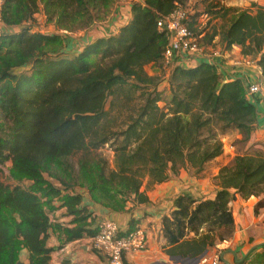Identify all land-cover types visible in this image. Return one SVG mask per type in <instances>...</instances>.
<instances>
[{"label": "trees", "instance_id": "trees-1", "mask_svg": "<svg viewBox=\"0 0 264 264\" xmlns=\"http://www.w3.org/2000/svg\"><path fill=\"white\" fill-rule=\"evenodd\" d=\"M119 1L4 0L0 172L11 162V178L26 184L0 182V264H20L24 251L29 264H50L54 250L47 242L55 230L67 241L92 237L94 219L78 189L114 212L126 211L129 202L148 204L146 184L151 189L182 171L201 175L233 133L241 139L232 146L246 147L220 169L215 197L180 194L162 220V235L168 246L189 256L208 253L234 236L235 195L245 200L264 195V153L251 142L257 109L247 87L239 80L224 83L212 64H163L168 40L157 21L190 0L132 2L131 19L115 34L66 49L68 33L95 26ZM40 12L65 36L35 31ZM202 16L217 23L201 25ZM189 17L204 49L217 39L223 51L238 46L264 76V6L212 3ZM149 66L159 72L150 75ZM106 147L114 154L113 168L100 153ZM77 155L75 174L71 160ZM263 206L259 202L256 212ZM59 210L72 217L64 226L50 217ZM135 225L123 234L139 229ZM250 264H264V246Z\"/></svg>", "mask_w": 264, "mask_h": 264}, {"label": "crops", "instance_id": "crops-1", "mask_svg": "<svg viewBox=\"0 0 264 264\" xmlns=\"http://www.w3.org/2000/svg\"><path fill=\"white\" fill-rule=\"evenodd\" d=\"M138 1L134 0V2ZM222 3H225L224 5L227 7L238 8H244L245 4L237 0L222 1ZM130 6L131 3L126 4L125 7L117 6L107 29L93 26L89 33L82 35V39L66 37V49L76 51L98 38L115 34L119 27L127 24L131 19ZM202 62L216 66L224 83L239 80L248 88L264 79L262 71L253 59L242 56L240 47L234 46L231 50L223 51L218 39L215 40L214 46L209 47L206 54L201 57L198 56L194 59L187 53H175L172 61L173 67L182 68L196 67ZM149 69L153 71L149 72ZM147 72L150 75H155L159 71L155 66H149ZM167 88L166 80L162 83L160 90H167ZM249 100L257 109V122L251 142L256 144V149L264 153V100L261 95L249 97ZM233 138L239 140L241 136L233 133L231 136L225 137L223 139L224 153L207 164L201 175L194 176L189 171H182L179 176L172 177L168 182L154 188L147 189L146 184L143 191H145L149 203L138 205L129 202L124 212H114L95 204L85 190L78 189L77 192L83 196V206H87L88 213H91L94 219L91 229L95 230L101 219H110L118 225L122 234L130 229L133 222L136 227L146 232V250L125 255L123 264H197L198 259L210 254L215 249L194 257L189 256L178 246H168L162 235V220L165 216H170L175 199L182 193H188L197 199H213L215 197L218 189L216 178L220 169L230 165L237 154L236 148L232 146ZM259 202L264 203V195L248 200L238 194L235 195L231 202L236 226L234 236L216 247V250L220 252L222 264H249L264 246V206L256 212ZM54 214L50 215L51 219L53 220L55 216L59 220H53V223H59L61 226L68 224L72 219V217L64 216L66 210H59ZM90 238L91 236L85 235L82 239L67 241L62 231L51 232L47 242L48 247L54 250L51 254L50 264H110L106 258L91 248ZM24 255L26 263L29 264L27 252L24 251L22 257Z\"/></svg>", "mask_w": 264, "mask_h": 264}, {"label": "built area", "instance_id": "built-area-1", "mask_svg": "<svg viewBox=\"0 0 264 264\" xmlns=\"http://www.w3.org/2000/svg\"><path fill=\"white\" fill-rule=\"evenodd\" d=\"M3 5L4 1L0 0V37L2 36L3 24ZM190 11L186 6L177 4L172 13L168 16L160 17L157 21L158 31L167 37L168 44L163 53V64L169 67L172 64L175 53H187L196 57L206 54L197 38L192 34L189 28ZM209 20L208 16H202L203 20ZM44 33L43 29H36ZM48 34V33H44ZM260 69V68H259ZM261 70V69H260ZM248 97L261 95L264 100V79L247 88ZM96 232L90 238L91 248L99 255L106 258L110 264H123V258L127 254L140 253L147 248L146 232L139 228L126 234H122L118 225L110 219H101L96 225ZM197 264H222L220 254L202 256Z\"/></svg>", "mask_w": 264, "mask_h": 264}, {"label": "rangeland", "instance_id": "rangeland-1", "mask_svg": "<svg viewBox=\"0 0 264 264\" xmlns=\"http://www.w3.org/2000/svg\"><path fill=\"white\" fill-rule=\"evenodd\" d=\"M4 1V0H3ZM226 2L228 0H190L189 2L186 3V8H188V10L191 12L192 15L195 14H200L206 11V8L211 5L212 3H222ZM236 1V0H234ZM237 1H242L245 4L243 5L244 8L242 9H250L252 4H258V5H262L264 6V0H237ZM134 2V0H120L110 11V14L106 15V17L103 18L102 21L98 22L95 26L96 27H103L105 29H107L108 25H110L112 18L114 17L115 11H116V7L117 6H123L125 7L126 4L128 3H132ZM225 4V3H224ZM223 4V5H224ZM238 8V7H237ZM241 8V7H240ZM40 10L42 12V7L40 6ZM40 12V14L36 17L37 19V27L35 28L38 29H43L44 33H49V34H62L65 36L66 32L65 31H61V32H57V30L55 29V27L53 25H47L46 24V17ZM210 21H212L211 25H214L217 23V21L215 19H211L209 18ZM203 24L207 25V23L209 22L207 19L203 20ZM92 28L86 29L84 31L81 32H77L76 34L74 33H68V35L66 37L71 38V37H75L76 39H82V35H84V33H89L91 31ZM77 35V36H74ZM208 50V49H207ZM206 50V52H207ZM67 53V52H66ZM72 53V52H71ZM72 55V54H71ZM153 71L152 69H149L148 71L150 72ZM167 97V95H166ZM232 141H235V138H233ZM224 143V142H223ZM245 145L244 144H237L236 150H237V154H241L244 152L245 149ZM100 153L108 160L109 162V166L111 168H113V160H114V154L112 153V151L110 150V148L106 147L104 149H102L100 151ZM78 159H79V155L75 156L72 158L71 160V164L73 166V170L74 173L77 174L78 173ZM12 168V163L8 162L6 163L4 166H2V170L0 172V182L9 185V186H16V185H20V186H25L24 184H26V181L24 182H18L16 180H14L13 178H11L10 175V170ZM155 187V186H154ZM152 187V188H154ZM217 248H215L216 250ZM213 251L210 253V255H215V254H219L220 252L218 250ZM20 264H27L26 263V258L25 255L22 257H20ZM250 264V263H249Z\"/></svg>", "mask_w": 264, "mask_h": 264}]
</instances>
